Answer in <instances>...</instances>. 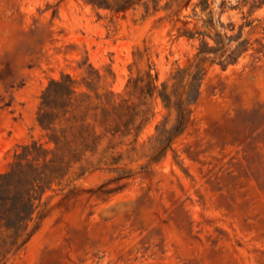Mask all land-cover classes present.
Here are the masks:
<instances>
[{"label": "rangeland", "instance_id": "1", "mask_svg": "<svg viewBox=\"0 0 264 264\" xmlns=\"http://www.w3.org/2000/svg\"><path fill=\"white\" fill-rule=\"evenodd\" d=\"M0 264H264V0H0Z\"/></svg>", "mask_w": 264, "mask_h": 264}, {"label": "trees", "instance_id": "2", "mask_svg": "<svg viewBox=\"0 0 264 264\" xmlns=\"http://www.w3.org/2000/svg\"><path fill=\"white\" fill-rule=\"evenodd\" d=\"M201 52V51H200ZM228 63H235L237 59L233 58L232 56H229L227 58ZM182 72H187L188 75H190V81L187 83V89L185 91V97L183 99H179L178 101L174 102L173 105L177 110V120L175 128L179 129L186 119V108L185 104L188 101H196L200 95V84H198V76L201 72L199 64H192L190 67L185 68L182 70ZM162 99L165 102L166 106L170 105L168 103H171V98L168 100L166 94L162 95ZM36 210V204L35 202L28 200L24 206V208L17 210V219H16V225H21L24 223H27L30 221L33 217V214Z\"/></svg>", "mask_w": 264, "mask_h": 264}]
</instances>
